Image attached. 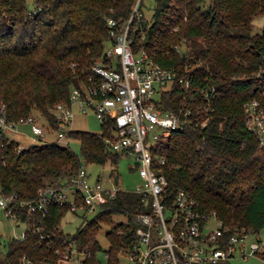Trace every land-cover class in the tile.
Returning a JSON list of instances; mask_svg holds the SVG:
<instances>
[{"label":"trees","instance_id":"trees-1","mask_svg":"<svg viewBox=\"0 0 264 264\" xmlns=\"http://www.w3.org/2000/svg\"><path fill=\"white\" fill-rule=\"evenodd\" d=\"M134 1L0 0V117L15 122L37 110L58 129L49 107L68 102L71 89L87 80L89 68L113 40L108 19L125 21ZM155 1L151 20L141 11L132 22L133 50L145 49L179 74L211 78L220 90L207 126L173 131L162 142L159 153L166 160L162 170L168 187L173 193L189 191L203 209L216 212L229 232L242 227L258 232L264 227V152L246 127L243 104L251 98L264 104V77L256 75L264 52V25L261 32L253 30L254 17L264 15V0ZM188 63L192 68L186 71ZM183 96L175 83L162 94V108L176 110ZM67 134L79 140L86 163L117 162L104 141L102 124L100 132L71 129ZM19 144L0 131V188L20 199L35 198L44 186L69 185L83 164L63 143H34L20 150ZM149 209L146 194L121 189L68 233L60 228L61 221L74 211L69 205H51L35 224L52 242L41 244L38 233L28 229L24 239L7 243L0 264H22L24 254L37 261L54 258L67 239L95 260L102 224L110 225L105 251L116 263L121 249L133 248L141 214ZM117 214L126 221L115 224ZM22 215H29L26 207Z\"/></svg>","mask_w":264,"mask_h":264},{"label":"built area","instance_id":"built-area-1","mask_svg":"<svg viewBox=\"0 0 264 264\" xmlns=\"http://www.w3.org/2000/svg\"><path fill=\"white\" fill-rule=\"evenodd\" d=\"M140 3L141 0L134 1L125 21L108 19L113 40L105 46L103 57L89 68L87 80L71 89L68 102L49 107L58 129H53L46 120L40 124L31 114L15 122L1 116L0 131L12 139L9 130L25 123L33 132L31 144L68 145L67 133L75 111L93 112L106 131L104 141L108 149L119 156H133L139 177L133 191L148 196L150 209L141 214L133 248L121 249L116 263L109 260L105 251L106 264H121L122 256L127 259L126 264H244L251 257L264 258V241L258 232L246 227L229 232L216 212L203 209L189 191L180 188L173 193L168 187L162 170L166 160L159 153L162 142L173 131L207 126L220 90L211 78H199L190 72L179 74L176 69L161 65L145 49L133 50L130 31L133 20L141 17ZM261 60L256 75L264 77V52ZM190 68L188 63L186 71ZM175 83L184 90V96L176 110H165L162 94ZM243 109L246 127L257 136L258 148L264 152V104L258 98H251L244 102ZM52 132H56V137L46 139ZM29 145L20 143L18 149ZM107 181L112 186H104L99 176L90 181L82 164L69 185L41 187L35 198L20 199L17 194L0 188V224L12 227L0 232V256L6 252L10 240L24 239L28 229L38 233L41 244L52 242L50 235L35 224L37 216H46L51 205H69L72 211L85 216L97 211L100 204L121 190L118 172H113ZM25 207L29 215L23 217ZM54 255L37 261L24 254L21 262L100 264L97 255L93 260L92 254L72 239L64 240Z\"/></svg>","mask_w":264,"mask_h":264},{"label":"rangeland","instance_id":"rangeland-1","mask_svg":"<svg viewBox=\"0 0 264 264\" xmlns=\"http://www.w3.org/2000/svg\"><path fill=\"white\" fill-rule=\"evenodd\" d=\"M29 2V5L31 6V2ZM155 0H141L140 3V9L144 15L145 18L151 20L152 14L154 12L155 7ZM253 30L255 32H261L263 25H264V15H258L254 17L253 19ZM179 48L183 50L185 48V45H180ZM34 115L37 117L40 124H45V118L40 112L35 110ZM71 129L72 130H88L93 132H100L101 131V123L98 120V118L95 116L93 112L88 113H81L79 111H75V115L73 117L72 123H71ZM20 128H24L30 132L27 125H20ZM8 136L12 139H17V137L12 133L8 132ZM56 137V132H52L46 135V139L52 140ZM20 140V139H19ZM68 145L70 148L80 156V158L83 160L81 156V150H80V142L78 139H75L73 137L68 136L67 137ZM23 145H26L25 142H22ZM83 166L87 170L88 174L90 175V181L95 180L98 176L101 178V181L104 186H112V182H108L107 178L113 173L118 172L119 180L121 181L120 187L121 189L126 190H134V188L139 183V177L137 173L134 170V158L133 156H119L117 155V162L114 163L111 160L106 161L104 164L97 163V162H85L83 160ZM96 213L95 211H92L87 216H84L82 212H68L62 219L60 228L64 232L73 233L76 231L78 226L87 218H91ZM0 219H1V213H0ZM114 222L115 224L125 222L126 216L122 214H117L114 216ZM11 224H7L5 226H2L0 224V232H5L7 230H10ZM110 230V225L102 224L99 228V232L97 234V240L99 241L101 245V250L98 252L97 257L100 260V264H106L107 258L105 256V250L109 246V240L107 238L106 233ZM258 235L260 238L264 241V227L261 228L258 231ZM127 259L122 256L121 257V264H126ZM244 264H264V258L259 257H251L249 258Z\"/></svg>","mask_w":264,"mask_h":264},{"label":"crops","instance_id":"crops-1","mask_svg":"<svg viewBox=\"0 0 264 264\" xmlns=\"http://www.w3.org/2000/svg\"><path fill=\"white\" fill-rule=\"evenodd\" d=\"M23 124L27 125L25 123H21L18 125V127L16 129L9 130V132H12L17 137V139L15 138V140L19 141L20 143L25 142L26 145H29L33 141V132L31 131L29 125H27V126H28L30 132H28V130H26L24 128L22 129L19 127L20 125H23Z\"/></svg>","mask_w":264,"mask_h":264},{"label":"water","instance_id":"water-1","mask_svg":"<svg viewBox=\"0 0 264 264\" xmlns=\"http://www.w3.org/2000/svg\"><path fill=\"white\" fill-rule=\"evenodd\" d=\"M182 58H185V55L184 54L182 55Z\"/></svg>","mask_w":264,"mask_h":264}]
</instances>
